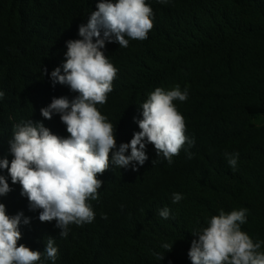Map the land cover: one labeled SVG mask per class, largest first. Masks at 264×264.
<instances>
[{
    "label": "trees",
    "instance_id": "1",
    "mask_svg": "<svg viewBox=\"0 0 264 264\" xmlns=\"http://www.w3.org/2000/svg\"><path fill=\"white\" fill-rule=\"evenodd\" d=\"M100 0H0V159H13L9 141L21 120L42 122L67 137L58 114L45 119L40 109L53 97L74 93L50 77L65 62L66 42L78 35ZM153 28L127 48L107 43L105 55L118 69L107 103L97 105L113 125L117 147L140 131V105L157 87L179 85L188 99L173 101L195 139L169 164L146 144L148 160L128 168L110 166L98 179V200H89L92 223L70 225L60 237L55 221L41 222L30 211L21 186L0 197L9 216L23 212L24 244L43 253L55 239L58 257L42 255L36 264H191L192 233L207 227L220 210L247 209L241 230L264 252V0H146ZM127 39V37H126ZM47 73L42 75V70ZM192 157H188V153ZM239 153L235 169L225 153ZM130 154V149L126 155ZM153 161H156L153 163ZM135 164V162H133ZM183 196L172 203V194ZM170 209V217L159 210ZM107 215V219L102 218ZM173 244L167 252L163 244ZM164 256L161 260L160 257Z\"/></svg>",
    "mask_w": 264,
    "mask_h": 264
},
{
    "label": "clouds",
    "instance_id": "2",
    "mask_svg": "<svg viewBox=\"0 0 264 264\" xmlns=\"http://www.w3.org/2000/svg\"><path fill=\"white\" fill-rule=\"evenodd\" d=\"M167 4L169 0H158ZM153 11L146 0H100L86 24H81L78 35L82 39L66 42L65 62L50 74L53 85H67L74 93L53 97L41 115L51 120L58 114L69 134L60 137L53 134L42 122L31 119L13 125L9 141L11 162L0 159V170L6 169L12 184L21 186V196L26 197L30 211H39L41 222L55 221L60 237L66 238L69 226H83L95 218L89 200H98V189L103 181L98 175L110 166L128 168L142 166L147 160L146 144L154 146L169 164L179 155L185 144L194 146L195 139L186 135L184 117L173 103L188 99V90L179 85L165 91L157 87L140 105L142 119L136 120L140 131L133 134L128 143L117 147L113 125L97 109L107 103V95L118 69L108 60L103 49L107 43H118L127 48L129 40H145L153 28ZM127 37V39H126ZM47 69L42 70V75ZM5 93L0 91V99ZM130 149V154L126 153ZM192 157V153H188ZM229 166L235 169L239 153H225ZM135 162V164H133ZM156 161H153L155 163ZM12 191L7 178L0 175V197ZM183 199L173 193L172 203ZM247 209L232 210L212 216L207 227L192 233L188 252L191 264H264L261 242H254L241 230L246 223ZM159 216L168 219L170 209L159 210ZM107 219L106 214H102ZM30 223L23 212L9 216L6 206L0 203V264H36L42 255L52 261L58 257L55 239L47 238L43 253L32 250L18 241L22 238L20 225ZM173 244H163L167 252ZM164 256H161L162 260Z\"/></svg>",
    "mask_w": 264,
    "mask_h": 264
}]
</instances>
